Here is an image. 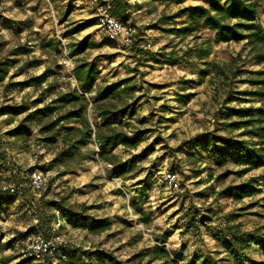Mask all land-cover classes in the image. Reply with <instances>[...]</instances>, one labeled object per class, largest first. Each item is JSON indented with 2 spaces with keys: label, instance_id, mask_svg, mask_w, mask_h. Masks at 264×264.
Here are the masks:
<instances>
[{
  "label": "rangeland",
  "instance_id": "1",
  "mask_svg": "<svg viewBox=\"0 0 264 264\" xmlns=\"http://www.w3.org/2000/svg\"><path fill=\"white\" fill-rule=\"evenodd\" d=\"M126 2L125 23L135 28L136 42L128 46L113 41L114 48L103 45L108 39L98 26L91 0H7L0 10V64L8 69L0 83V109L31 105L48 84L24 89L16 85L19 82L51 70L60 76L50 77V82L74 88L78 62L95 61L97 88L132 79L129 86L134 93L106 104L131 107L127 116H117L111 123L142 141L136 149L120 146L110 152L118 157L112 165L99 157L102 147L93 137L84 148L86 158L73 172L63 174L59 167L50 169L55 152L35 130L28 142L8 135L21 117L0 116V264L23 261L25 240L44 233L41 214L46 219L56 216L49 223V238L68 243L61 255L45 264H90L89 257L96 252L123 264H161L152 259L156 246L165 247L177 264L202 260L264 264V168L245 174L232 159L219 165L193 144L206 133L248 139L241 136L243 130L228 126L237 118L227 114L234 108L260 106L248 92L254 90L251 72L262 67L245 42L216 43L215 33L201 27L187 37L177 35L174 30L189 22V16L179 11L188 6L209 8L206 0ZM260 6L264 28V0ZM87 36L94 46L71 57L72 45ZM94 96H88L90 101ZM89 118L93 126L102 125L95 107ZM120 168L125 173L118 177L115 171ZM34 171L48 178L41 193L30 185ZM170 176L176 177L173 185ZM244 183L261 192L238 201L231 194ZM62 198L74 206L76 220L61 219L50 205ZM208 217L212 221L205 220ZM100 222L108 226L105 231L86 228ZM232 226L260 238L239 263L226 252L219 233Z\"/></svg>",
  "mask_w": 264,
  "mask_h": 264
},
{
  "label": "trees",
  "instance_id": "2",
  "mask_svg": "<svg viewBox=\"0 0 264 264\" xmlns=\"http://www.w3.org/2000/svg\"><path fill=\"white\" fill-rule=\"evenodd\" d=\"M103 2L104 0H99ZM161 3L181 4L187 0H151ZM210 7L188 6L179 11V15H188L189 22L182 28L174 30L178 36L187 37L197 27L208 29L215 33L216 43H241L245 42L250 54L254 56L256 64L262 69L251 72L254 90L248 92L259 103V107H239L230 109L227 117L233 116L237 120L230 122V128L243 130L241 136L248 139H232L218 136L215 133H206L193 140L198 150L205 151L209 159L217 162L232 159L237 165L243 167V173L247 174L254 169L264 168V28L261 25V6L263 0H206ZM113 16L125 23L129 18V4L126 0H113ZM103 45L116 47L111 40H105ZM94 46L90 36L83 38L72 45L71 57L85 54ZM201 57V55L199 56ZM176 63V62H175ZM5 64H0V83L8 75ZM73 75L77 80V86L59 87L58 82H50V77L58 78L60 73L46 70L43 74L31 77L19 82L18 86L24 89L34 87L41 89L38 98L27 103L13 104L0 109V116H8L11 119L20 118L17 126L8 132L14 139L28 142L35 134L49 150H54L55 156L50 163V169L59 167L63 174L73 172L86 158L84 148L95 137L101 144L99 157L112 165L116 164L117 156L111 154L117 147L136 149L141 144L139 137L130 138L122 125L111 123L117 116L125 117L130 113L131 107L124 105L122 108L107 105L109 101L121 97V94L134 93L135 88L129 86L132 79L127 78L111 83L102 88L96 87L99 70L95 61L80 60L73 69ZM95 95L93 101L87 97ZM95 107L97 115L101 118L102 125L93 126L89 118V110ZM109 149V152L107 151ZM125 169L115 171V175H124ZM261 192L250 183H244L232 192L238 201L246 197H252ZM68 198H62L59 202L51 203L61 214V219L68 222L76 220L78 214L73 212L74 206H67ZM45 215V214H44ZM56 220V216L46 219L39 217V225L47 237L52 234L49 223ZM205 220L212 221L211 217ZM107 225L100 222L99 225L87 226L93 233H100L107 229ZM43 233V234H44ZM224 249L236 261L241 262L246 258L245 251L250 249L253 243L260 238L251 232H241L236 227H228L219 231ZM45 235V234H44ZM46 236V235H45ZM153 260L161 261V264H177L171 260L169 253L163 246H156L152 256ZM90 264H123L115 258L102 252H96L90 257ZM18 264H26L25 260ZM198 264H212L202 260Z\"/></svg>",
  "mask_w": 264,
  "mask_h": 264
},
{
  "label": "built area",
  "instance_id": "3",
  "mask_svg": "<svg viewBox=\"0 0 264 264\" xmlns=\"http://www.w3.org/2000/svg\"><path fill=\"white\" fill-rule=\"evenodd\" d=\"M95 8L98 26L104 36L111 41H122L128 46L136 42L135 28L131 24L123 23L117 20L112 14L111 1L91 0ZM7 5V0H0V10ZM64 63L67 65L68 61ZM88 97V96H87ZM29 181L32 189L36 192H43L48 186V178L40 171H34L29 175ZM171 184L176 181L175 176H170ZM61 220L57 223V228L61 226ZM56 228V229H57ZM54 228V231L56 230ZM68 243L55 238H49L42 232H37L29 236L23 245L22 257L26 264H45L51 262L53 258L61 255L62 249ZM53 264H57L54 262Z\"/></svg>",
  "mask_w": 264,
  "mask_h": 264
}]
</instances>
